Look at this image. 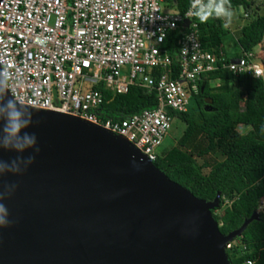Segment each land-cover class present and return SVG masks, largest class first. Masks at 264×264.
<instances>
[{"label":"water","instance_id":"obj_1","mask_svg":"<svg viewBox=\"0 0 264 264\" xmlns=\"http://www.w3.org/2000/svg\"><path fill=\"white\" fill-rule=\"evenodd\" d=\"M30 111L39 153L0 147V160L35 156L21 174H0V194L17 185L0 200L11 221L0 227V264H229L225 244L256 213L222 236L210 213L218 194L198 200L120 138Z\"/></svg>","mask_w":264,"mask_h":264},{"label":"built area","instance_id":"obj_2","mask_svg":"<svg viewBox=\"0 0 264 264\" xmlns=\"http://www.w3.org/2000/svg\"><path fill=\"white\" fill-rule=\"evenodd\" d=\"M173 6L163 0H0V70L11 77L10 93L30 109L101 128L151 163L174 120L167 111L185 113L209 73L259 81L264 117V51L238 49L228 57L222 48L208 50L194 16L187 15L190 6L183 15ZM172 33L175 79L164 47ZM98 85L115 95L143 89L156 107L102 122L96 114L102 105Z\"/></svg>","mask_w":264,"mask_h":264},{"label":"trees","instance_id":"obj_3","mask_svg":"<svg viewBox=\"0 0 264 264\" xmlns=\"http://www.w3.org/2000/svg\"><path fill=\"white\" fill-rule=\"evenodd\" d=\"M163 1L167 6L173 4L181 15L191 4V0ZM230 2L232 10H241L246 18L259 8L255 0ZM194 21L199 40L208 50L222 48L225 31L219 19L201 23L194 17ZM176 38L177 33H172L164 42L172 60L171 79L178 72ZM263 42L264 16L249 19L240 27L235 41L242 52H251ZM159 74L160 70L155 72V77ZM95 89L102 96V105L96 113L102 122L122 120L156 107L155 97L137 87H130L124 95H115L101 85ZM167 113L180 121L184 129L174 146L157 153L153 166L198 200L211 202L219 195L218 207L210 213L222 236L238 230L256 213V219L232 240H238L241 249L229 246L224 253L229 264H264V213L259 211L264 203L261 83L246 75L233 76L225 71L209 73L203 84L198 85L185 113ZM227 200L229 206L216 214Z\"/></svg>","mask_w":264,"mask_h":264},{"label":"clouds","instance_id":"obj_4","mask_svg":"<svg viewBox=\"0 0 264 264\" xmlns=\"http://www.w3.org/2000/svg\"><path fill=\"white\" fill-rule=\"evenodd\" d=\"M188 16L196 17L201 23L209 19L223 20V27L228 28L234 16L230 0H191ZM10 75H5V69L0 70V147L6 150H15L23 153L26 150L34 149L39 153L37 137L35 133L26 131L33 124V114L30 107L18 101L8 87ZM39 123V121H36ZM35 156L17 155L9 161L0 160V174L15 172L21 174L27 169V165L34 162ZM21 164L25 167L21 168ZM16 184L5 185V190L0 194V200L12 195L16 190ZM11 226L9 211L6 205L0 203V227Z\"/></svg>","mask_w":264,"mask_h":264},{"label":"rangeland","instance_id":"obj_5","mask_svg":"<svg viewBox=\"0 0 264 264\" xmlns=\"http://www.w3.org/2000/svg\"><path fill=\"white\" fill-rule=\"evenodd\" d=\"M247 1H249V0H247ZM255 3L259 4V8L257 11H255L254 14H250L248 16V18H244L241 10H239L238 12H235V10H234L233 11L234 16L232 19V23L228 28L223 27L224 22H223V20L219 19L221 21L222 28L225 31L222 49H223V52L228 57H230L234 53L238 52V47L236 46L235 41H236V38L238 36V32H239L240 27L243 26L244 24H246L249 19H252L255 16H264V0H255ZM168 11L172 12L170 10V8ZM258 48L263 50L264 42L260 46H258ZM258 50H256V48H255V51H258ZM213 85L215 86L216 84L214 83V84H212V86ZM183 129H184V125L180 121H178L177 119L172 120V122L170 123V128L167 131V134L165 135L160 147L158 148L157 153H160L161 151L166 150L169 147L174 146L177 139L181 135ZM236 130L238 132H240L241 128L236 127ZM229 203L230 202L228 200L224 201L221 209L218 211H215V213L220 214V212L223 208L229 206ZM259 211L264 213V203L260 205ZM228 245L241 249V245H240L238 240H234V241H231V242L225 244L224 248H227Z\"/></svg>","mask_w":264,"mask_h":264},{"label":"bare ground","instance_id":"obj_6","mask_svg":"<svg viewBox=\"0 0 264 264\" xmlns=\"http://www.w3.org/2000/svg\"><path fill=\"white\" fill-rule=\"evenodd\" d=\"M61 113H57V112H54L53 114H50V115H44V117H46V118H53V119H55V120H58V121H61V122H65V123H69V124H75V125H77V126H82V127H85V128H88V129H90V130H94L95 131V129L93 128V126L92 125H90V124H85V123H83V122H81V121H74V120H72L71 118H68V116H64L63 114H61ZM63 115V116H62ZM97 132V131H96ZM99 136H103V137H105V138H107V139H109V140H112V141H114V142H118V143H120V144H123V143H121V140H119V139H117V138H112L111 136H109V134H107V133H105V132H98L97 133ZM122 146V145H121ZM135 156V155H134ZM136 157L139 159V160H141L142 162H145L144 160H143V158L141 157V156H137L136 155Z\"/></svg>","mask_w":264,"mask_h":264},{"label":"crops","instance_id":"obj_7","mask_svg":"<svg viewBox=\"0 0 264 264\" xmlns=\"http://www.w3.org/2000/svg\"><path fill=\"white\" fill-rule=\"evenodd\" d=\"M256 48V50H258L259 48L258 47H255ZM255 48L253 49V50H255Z\"/></svg>","mask_w":264,"mask_h":264}]
</instances>
